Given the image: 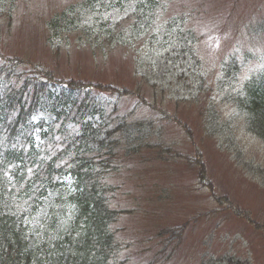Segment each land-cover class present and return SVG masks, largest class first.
Masks as SVG:
<instances>
[{"label": "rangeland", "instance_id": "1", "mask_svg": "<svg viewBox=\"0 0 264 264\" xmlns=\"http://www.w3.org/2000/svg\"><path fill=\"white\" fill-rule=\"evenodd\" d=\"M48 1L32 13L20 3L3 29L0 51L58 79L109 85L90 94L110 111L111 124L136 118L150 135L151 144L146 140L141 149L147 161L128 177L131 199L144 209L126 220L140 241L129 246L127 264H145L140 254L154 251L167 257L162 264H264V143L234 116L238 85L218 89L229 72L223 54L245 47L230 41L233 32L255 36L249 25L264 26L258 23L264 20V0H158L152 15L159 11L156 25L166 30L158 37L145 29L112 37L121 35L126 23L102 29L104 35L86 25L84 33L68 31L54 42L47 41L48 21L78 0ZM127 5L114 12L113 23L126 18L132 2ZM170 17L174 24L168 27ZM87 22L81 19V25ZM216 30L225 37L218 45ZM144 41L154 52L162 50L159 65L138 44ZM256 46L264 49L262 42ZM179 64L187 68L176 76ZM246 72L238 75L241 83ZM179 226L174 234L164 232L162 242L153 241L162 228Z\"/></svg>", "mask_w": 264, "mask_h": 264}, {"label": "trees", "instance_id": "2", "mask_svg": "<svg viewBox=\"0 0 264 264\" xmlns=\"http://www.w3.org/2000/svg\"><path fill=\"white\" fill-rule=\"evenodd\" d=\"M217 30L213 36L216 45L223 39ZM233 59L242 65L260 63L250 72V80L240 86L233 102L236 117L264 142V53L252 56L240 52ZM239 67L238 63L236 68ZM17 76V71L7 72L4 64L0 65V264H114L110 260L111 246L117 240L97 225L93 213L86 223L92 229H83L82 233H87L84 240H63L58 228L52 243H47L48 239L38 231L33 245H29L23 219L36 213L47 191L57 185L56 176L68 174L70 167L79 182V178L87 176L97 157H101L100 164L110 163L101 154L108 150L113 139L107 133L109 124L103 114L100 117L104 118V125L99 116L87 115L90 106L82 105L81 89L77 86L55 85L49 78L52 87L60 85L57 94L49 86L36 82L27 83L25 91L17 88ZM48 111L55 114L56 122L40 132L35 141L34 134L42 125H34L30 117ZM61 161L66 162L60 165ZM6 192L11 196L6 197ZM81 205L92 211L89 201ZM56 220L50 223L49 230L60 224Z\"/></svg>", "mask_w": 264, "mask_h": 264}]
</instances>
